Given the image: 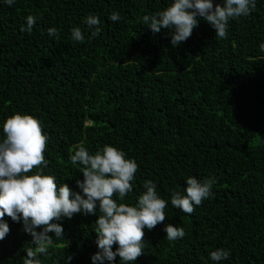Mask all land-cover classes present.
Listing matches in <instances>:
<instances>
[{
  "label": "trees",
  "instance_id": "obj_1",
  "mask_svg": "<svg viewBox=\"0 0 264 264\" xmlns=\"http://www.w3.org/2000/svg\"><path fill=\"white\" fill-rule=\"evenodd\" d=\"M173 2L0 0V140L12 114L37 118L49 137L42 171L74 192L83 179L69 159L77 145L90 154L110 145L134 159L133 191L114 199L134 206L151 180L168 206L165 222L144 230V254L130 264H217L209 254L219 248L230 256L218 264H264V0L229 20L225 39L201 19L175 48L168 30L154 35L142 23ZM114 11L118 22L108 19ZM89 14L102 29L90 40ZM29 15L36 22L22 32ZM52 27L58 38L49 36ZM74 27L84 43L71 39ZM188 177L215 179L191 215L170 200L172 191L184 194ZM99 214L54 221L63 238L38 256L40 264H93ZM4 220L10 231L0 241V264H23L32 237L22 221ZM166 224L186 235L169 241ZM111 264L124 262L117 256Z\"/></svg>",
  "mask_w": 264,
  "mask_h": 264
},
{
  "label": "clouds",
  "instance_id": "obj_2",
  "mask_svg": "<svg viewBox=\"0 0 264 264\" xmlns=\"http://www.w3.org/2000/svg\"><path fill=\"white\" fill-rule=\"evenodd\" d=\"M11 6L15 0H4ZM256 8V0H222L213 4V0H174L162 11L144 15L142 23L155 35L162 29L168 30L173 48L191 37L193 29L202 19L214 30L215 36L225 39L230 19L248 16ZM108 19L118 22L119 13L112 12ZM27 26L21 31L31 32L36 17L29 15ZM91 35L97 37L102 29L97 15L89 14L83 21ZM49 36L58 38L55 27L48 29ZM71 39L84 43L85 34L80 27L71 30ZM264 52V43L259 45ZM4 138L0 140V241L5 239L10 229L4 217L23 224V231L32 237L35 247L25 248L23 264H40L39 255H47L54 238H63L60 221L71 219L74 214L97 215L95 221L96 245L98 251L91 256L93 264H109L119 256L124 264H130L144 254L145 229L151 231L165 222V208L168 202L157 192V185L151 180L145 181V191L137 198L134 206L117 203L114 196L123 201L133 191L130 183L138 170L134 159L116 147L105 145L95 154H90L83 145H77L70 162L79 165L83 179H77L80 189L74 192L67 184L58 186L56 177L44 174L47 167L45 150L49 137L44 133L40 121L30 114L14 113L2 125ZM32 173V174H29ZM215 183L214 178L203 181L195 177L186 179L184 194L171 192V205L183 213L191 215L194 206L201 205L209 198ZM39 229V230H38ZM164 231L169 241L182 239L186 233L183 227L166 224ZM53 233L54 236H50ZM116 250L113 251V246ZM213 262L227 260L229 251L219 248L210 252ZM72 259L67 257V261Z\"/></svg>",
  "mask_w": 264,
  "mask_h": 264
}]
</instances>
